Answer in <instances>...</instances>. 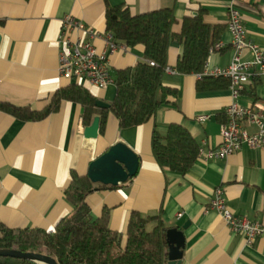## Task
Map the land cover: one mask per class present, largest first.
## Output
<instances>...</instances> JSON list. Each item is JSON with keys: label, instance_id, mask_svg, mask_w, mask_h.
<instances>
[{"label": "crops", "instance_id": "1", "mask_svg": "<svg viewBox=\"0 0 264 264\" xmlns=\"http://www.w3.org/2000/svg\"><path fill=\"white\" fill-rule=\"evenodd\" d=\"M108 2L124 5L134 14L171 8L177 19L176 32L185 17L199 14L210 24L225 26L219 41L226 47L209 53L211 67H225L232 60L228 22L233 5L241 13L248 39L264 49V0ZM106 6L105 0H0V101L40 111L59 89L73 83L59 72L62 20L70 14L106 33ZM94 42L108 54L113 73L145 59L142 45L111 53L105 40ZM183 52L184 43H171L167 67L176 72L165 71L163 79L165 86L176 89V98L160 106L146 123L129 128L120 127L117 116L109 111L104 132L93 143L84 136L82 106L77 102L63 100L57 111L36 121L0 109V224L53 230L73 210L65 195L72 170L87 174L93 159L121 141L139 156L137 175L89 195L94 219L108 211L110 227L125 237L133 211L161 215L169 228L184 233L181 264H264V236L248 244L211 208L213 192L221 186L235 215L264 221V147L243 145L224 159L198 157L185 174L161 167L153 155L154 131L165 134L172 124L183 125L200 146L217 148L222 142L221 127L232 100L230 87L198 90L196 74L176 69ZM244 58H251L250 50L244 52ZM83 86L109 105L116 96L115 83L105 89ZM238 101L264 108V76L249 85ZM202 114L209 119L199 121Z\"/></svg>", "mask_w": 264, "mask_h": 264}, {"label": "trees", "instance_id": "2", "mask_svg": "<svg viewBox=\"0 0 264 264\" xmlns=\"http://www.w3.org/2000/svg\"><path fill=\"white\" fill-rule=\"evenodd\" d=\"M106 2V31L128 47L142 45L144 60L135 66L114 72L116 96L109 108L97 106V98L80 84L71 83L59 89L49 104L40 111L0 101V109L25 120H42L57 111L63 100L82 106L83 123L91 125L100 118V133L104 132L109 111L122 128L138 126L149 121L158 108L177 96L176 89L163 84L168 50L172 42L184 43V52L176 69L183 74H198L204 69L209 49L219 42L225 26L206 22L203 15L185 17L179 32L171 8L134 14L124 6ZM154 62L155 65H152ZM228 79L203 77L198 90L227 88ZM153 155L161 167L187 173L198 159L200 145L180 124H172L163 134L157 130L152 137ZM116 186L94 183L88 174L72 170L65 195L72 212L59 220L53 230L43 228H12L0 224V249H18L45 253L59 264H165L167 260V231L170 229L161 215L145 216L133 211L126 236L109 224L108 211L94 219L89 195ZM156 222L152 230L151 223ZM0 264H39L12 257H0Z\"/></svg>", "mask_w": 264, "mask_h": 264}, {"label": "built area", "instance_id": "3", "mask_svg": "<svg viewBox=\"0 0 264 264\" xmlns=\"http://www.w3.org/2000/svg\"><path fill=\"white\" fill-rule=\"evenodd\" d=\"M228 29L232 36L230 45L233 49L229 65L211 67L206 61L203 71L196 74L198 79L207 76L228 79L232 96L226 109V122L221 127V144L217 148H199L198 157L206 161L224 159L241 150L243 145L264 147V108L243 105L238 101L240 94L249 85L264 76V49L248 39L241 13L233 5L230 7ZM75 33L76 36L73 37ZM97 38L108 43L111 53L128 49L125 43L117 41L109 32L100 33L70 14L63 18L59 36L61 77L73 83L89 84L100 89L115 83L109 56L95 44ZM225 47L226 43L219 41L209 49V53ZM246 50L251 52L250 59L244 58ZM151 64L155 65L154 62ZM166 71L176 72L169 67H166ZM197 119L205 122L209 116L202 114ZM250 127L254 130L251 131ZM211 208L223 216L233 232L243 235L248 244L257 237L264 236V221L235 215L228 208L223 187L214 190ZM181 215L182 213H179V216Z\"/></svg>", "mask_w": 264, "mask_h": 264}, {"label": "water", "instance_id": "4", "mask_svg": "<svg viewBox=\"0 0 264 264\" xmlns=\"http://www.w3.org/2000/svg\"><path fill=\"white\" fill-rule=\"evenodd\" d=\"M1 41V35H0ZM97 106L109 107L103 100L96 101ZM100 133V118L95 117L93 123L84 130L87 140L96 141ZM140 159L138 154L126 143L117 142L109 146L105 152L90 162L88 176L94 183L117 186L127 182L137 175ZM187 224L183 226L186 228ZM169 249L167 251L168 264H181L185 246V237L179 228H170L167 231ZM0 257H12L39 264H59L52 256L45 253L21 251L18 249H0Z\"/></svg>", "mask_w": 264, "mask_h": 264}, {"label": "rangeland", "instance_id": "5", "mask_svg": "<svg viewBox=\"0 0 264 264\" xmlns=\"http://www.w3.org/2000/svg\"><path fill=\"white\" fill-rule=\"evenodd\" d=\"M153 227H154V224H151V225L149 226V230H152Z\"/></svg>", "mask_w": 264, "mask_h": 264}, {"label": "bare ground", "instance_id": "6", "mask_svg": "<svg viewBox=\"0 0 264 264\" xmlns=\"http://www.w3.org/2000/svg\"><path fill=\"white\" fill-rule=\"evenodd\" d=\"M88 142H89V143H93V142H94V140H88Z\"/></svg>", "mask_w": 264, "mask_h": 264}]
</instances>
